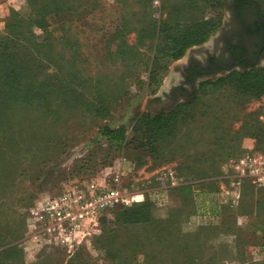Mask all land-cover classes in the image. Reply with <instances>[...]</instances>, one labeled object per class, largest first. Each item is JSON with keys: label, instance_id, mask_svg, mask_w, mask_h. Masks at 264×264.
I'll return each instance as SVG.
<instances>
[{"label": "rangeland", "instance_id": "374dc122", "mask_svg": "<svg viewBox=\"0 0 264 264\" xmlns=\"http://www.w3.org/2000/svg\"><path fill=\"white\" fill-rule=\"evenodd\" d=\"M55 1L82 16L71 15L73 22L66 23L63 31L60 17H47L48 32L63 37V45L55 48L56 52L63 49V78L57 81L62 83L49 84L58 91L44 99L37 95L31 103L16 99L4 105L0 99V263L111 264L114 256L133 260L138 255L145 262L151 251L165 261L162 251L167 249L165 254L179 259L180 239L192 240L200 229L219 225L216 215L221 204L215 194L232 179L234 160L264 153V95L239 91L232 77L237 72L201 83L196 95L185 99L192 103L190 115L186 107L188 119L179 118L171 140L161 141L149 153L134 149L136 141L131 143L140 116L155 115L168 104L167 95L180 84L188 59L214 45L226 20L221 1ZM215 7L221 9V19L212 25L204 43L188 48L179 60L165 56L173 35L218 16L212 12ZM4 8L0 40L8 36L11 11H27L28 0H13ZM34 34L44 36L39 28H34ZM159 62L166 66L158 70L161 83L148 87L149 74ZM51 70H45L44 77ZM258 70L264 67L249 72ZM105 126L124 129L125 141L114 143L103 136ZM167 169L174 170L178 188L191 185L192 190L181 200L173 196L170 202L162 193H147L145 200L152 204L147 223L108 226L100 222L91 244L81 247L85 251L71 254L40 245L28 219L30 208L66 190L110 185L120 173L124 187L159 190L165 185L159 176ZM248 183L264 190V184ZM257 222L239 218L234 226L240 232L219 237L203 233L202 246L223 255L222 264H240L235 260L237 250H244L254 264H264L263 233L247 232L258 228ZM12 248V253L2 255L1 251ZM199 259L208 261L207 256Z\"/></svg>", "mask_w": 264, "mask_h": 264}, {"label": "trees", "instance_id": "16d2710c", "mask_svg": "<svg viewBox=\"0 0 264 264\" xmlns=\"http://www.w3.org/2000/svg\"><path fill=\"white\" fill-rule=\"evenodd\" d=\"M220 10L219 7L212 9L213 13H219L218 16L207 18L205 22L194 30L191 31L188 28L173 35L172 44L167 48L165 56L171 60H179L184 56L188 48L204 43L208 33L212 30V25L220 22ZM77 13V10H73V8H63L62 3L55 0H28L27 11H11L6 25L8 36L6 39L0 40V99L4 105L16 99L31 103L33 99H36L37 95L40 99H44L45 96H51L58 91L49 84L63 78V65L61 64L63 61V49L60 52H56L55 50L56 46L63 45V37L59 39L48 32L49 24L47 17L50 15L60 17L63 31L66 23L73 22L70 16ZM79 15V19H81L82 16L81 14ZM79 15L77 14L78 17ZM63 16L67 18L64 21ZM34 28L41 29L44 36L41 38L37 37L34 34ZM165 67L164 63L161 64L159 62V67L154 68L150 72L148 87L160 85L161 77L158 78V70L165 69ZM50 68L52 69L51 74L44 77L45 70ZM232 77L237 83L239 91L253 94L256 97L264 95V70L247 73L237 72ZM60 82L59 80L57 83L60 84ZM49 86L50 90H48ZM39 87H43L42 89L46 92L44 93L43 90L36 92L35 90ZM191 104L182 103L172 111L158 115L142 114L133 128L134 135L131 143L133 141L137 142L133 146L134 149H141L143 152L149 153L150 149L161 141L171 140L174 137L173 131L176 132L174 128L178 126L179 118L182 117L184 122L188 119V116H186L188 112L185 109L187 107L190 115L191 110L189 107H191ZM102 135L107 136L114 143H122L126 138L124 129L113 130L109 126L102 128ZM191 190V185L170 189V197L176 196L181 200ZM241 192V199L236 208L223 206L222 210L226 209L225 211L230 214L234 213L236 215L238 213L239 215L254 218L258 221L257 225L259 227H256L254 230L248 229L247 232L258 231L264 235V190L254 189L245 180L242 184ZM113 215V219L110 220L107 217H103L101 222L108 226L147 223L152 216V204L147 198L141 204H135L128 208H118L114 210ZM232 218H235V216ZM224 224L225 227H228L227 234L229 232H240V229L238 230L234 226L232 219H230L229 223ZM218 229L219 227H206L200 229L197 234H194L195 237L192 240L180 239L178 242L179 259L172 257V254L170 256L169 254H165L169 252L167 249L165 252L162 251L166 258L165 261L158 260L157 253L154 254V251H151V254L148 253L147 256L150 260L148 259L145 262L140 255L134 256L133 260H130L129 257L119 260L114 256L111 258V264H222L223 255L217 254L215 250H207L206 246H202L200 239L203 233H211ZM175 232H179V230L175 229ZM170 236H172V232ZM240 243V240H237L239 246H241ZM14 250L13 248L5 249L1 253L4 255L5 253H12ZM78 251H85V248H79ZM201 256H207L208 261L203 262L200 260L199 257ZM152 258L155 259L151 260ZM235 260L239 263L254 264L246 256L244 250H237L235 252ZM96 264L101 263L97 262Z\"/></svg>", "mask_w": 264, "mask_h": 264}, {"label": "built area", "instance_id": "2783aa9c", "mask_svg": "<svg viewBox=\"0 0 264 264\" xmlns=\"http://www.w3.org/2000/svg\"><path fill=\"white\" fill-rule=\"evenodd\" d=\"M232 172L230 182L223 184L221 190L215 194L221 205L239 204L245 180L254 185L264 184V153L254 152L234 160ZM121 178L122 173L115 174L110 185L98 183L85 189L66 190L58 196L44 200L41 206L30 208L28 219L40 245L71 254L91 244L101 219H113L114 210L144 201L147 193H162L164 200L170 202L172 199L168 190L179 186L172 169L160 174L159 181L165 185L159 190L150 191L146 186L142 191L129 185L124 187L120 184ZM207 214L211 213L207 211Z\"/></svg>", "mask_w": 264, "mask_h": 264}, {"label": "flooded vegetation", "instance_id": "af4514ba", "mask_svg": "<svg viewBox=\"0 0 264 264\" xmlns=\"http://www.w3.org/2000/svg\"><path fill=\"white\" fill-rule=\"evenodd\" d=\"M220 1L226 20L214 45L205 48L199 57L188 59L180 84L167 95L168 104L155 115L186 103L185 99L196 95L203 82L264 67V0Z\"/></svg>", "mask_w": 264, "mask_h": 264}, {"label": "crops", "instance_id": "0c3cea01", "mask_svg": "<svg viewBox=\"0 0 264 264\" xmlns=\"http://www.w3.org/2000/svg\"><path fill=\"white\" fill-rule=\"evenodd\" d=\"M13 0H9L8 2H5L3 4V2L0 1V28L2 26V22H3V19H4V12H5V8L4 7H8V6H11ZM243 198V197H242ZM242 202V201H241ZM224 207H228L229 205H221L219 207L220 211L218 212L219 214H217V220H218V226H211V227H219V229L216 231H213V232H206L205 233V236H211V237H219L221 235H227L226 232H228V227L226 226L225 227V224L224 223H229L230 222V219H232V221H235L236 219H239V218H249L248 216H244V215H239L238 213L235 215L234 213H228L227 211L225 210H222V208ZM233 208H236L237 206H231ZM236 210V209H234ZM217 212V211H216ZM216 213H214L215 215ZM215 216V217H216ZM233 216H235V218H232ZM237 217V218H236ZM249 232V231H248ZM258 232V231H257ZM249 260H251V256H249ZM240 264H249V263H240Z\"/></svg>", "mask_w": 264, "mask_h": 264}]
</instances>
